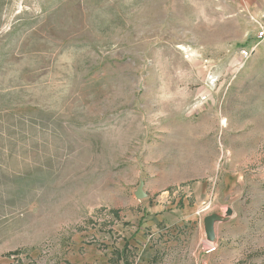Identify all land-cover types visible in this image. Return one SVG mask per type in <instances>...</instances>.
Listing matches in <instances>:
<instances>
[{
    "label": "rangeland",
    "instance_id": "1",
    "mask_svg": "<svg viewBox=\"0 0 264 264\" xmlns=\"http://www.w3.org/2000/svg\"><path fill=\"white\" fill-rule=\"evenodd\" d=\"M263 13L0 0V264H264Z\"/></svg>",
    "mask_w": 264,
    "mask_h": 264
},
{
    "label": "built area",
    "instance_id": "2",
    "mask_svg": "<svg viewBox=\"0 0 264 264\" xmlns=\"http://www.w3.org/2000/svg\"><path fill=\"white\" fill-rule=\"evenodd\" d=\"M256 33L254 36V41L251 44V46L247 49H242L241 55L244 57H249L250 55H252L259 46H261L262 44H264V13L261 16L260 20L256 22Z\"/></svg>",
    "mask_w": 264,
    "mask_h": 264
},
{
    "label": "water",
    "instance_id": "3",
    "mask_svg": "<svg viewBox=\"0 0 264 264\" xmlns=\"http://www.w3.org/2000/svg\"><path fill=\"white\" fill-rule=\"evenodd\" d=\"M137 196L139 198L145 197V194H143L140 190L137 192ZM217 217L215 215H209L203 218V230L206 237V242L208 245H212L214 241V223L217 221Z\"/></svg>",
    "mask_w": 264,
    "mask_h": 264
},
{
    "label": "crops",
    "instance_id": "4",
    "mask_svg": "<svg viewBox=\"0 0 264 264\" xmlns=\"http://www.w3.org/2000/svg\"><path fill=\"white\" fill-rule=\"evenodd\" d=\"M153 212H157V210H155ZM175 217L176 218H173V216H171V217H168L166 220H168L169 222H174V221L179 220V219L182 220L183 217H185V216H184V214H177ZM162 219H165V218H162Z\"/></svg>",
    "mask_w": 264,
    "mask_h": 264
},
{
    "label": "trees",
    "instance_id": "5",
    "mask_svg": "<svg viewBox=\"0 0 264 264\" xmlns=\"http://www.w3.org/2000/svg\"><path fill=\"white\" fill-rule=\"evenodd\" d=\"M124 250H125V248L121 251V252H119V255H123V252H124ZM122 260H123V264H130V263H127V261L124 259V258H121Z\"/></svg>",
    "mask_w": 264,
    "mask_h": 264
}]
</instances>
